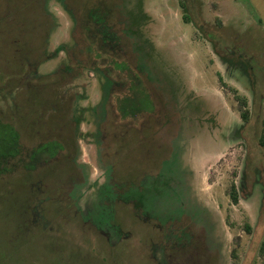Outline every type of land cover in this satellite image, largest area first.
Here are the masks:
<instances>
[{
	"label": "rangeland",
	"instance_id": "obj_1",
	"mask_svg": "<svg viewBox=\"0 0 264 264\" xmlns=\"http://www.w3.org/2000/svg\"><path fill=\"white\" fill-rule=\"evenodd\" d=\"M104 1L0 0V117L26 151L0 178V264H264V0H187L191 23L182 0ZM115 61L155 112L119 117Z\"/></svg>",
	"mask_w": 264,
	"mask_h": 264
},
{
	"label": "trees",
	"instance_id": "obj_2",
	"mask_svg": "<svg viewBox=\"0 0 264 264\" xmlns=\"http://www.w3.org/2000/svg\"><path fill=\"white\" fill-rule=\"evenodd\" d=\"M89 1V0H87ZM106 1V0H105ZM104 1V2H105ZM103 2V1H102ZM101 4L95 5L93 7L98 11V14L105 16L109 11H106L105 14H102L100 11H105V6ZM115 4V0L113 1ZM88 2H86L87 5ZM106 3V2H105ZM98 6H102L100 9ZM118 6L116 11L120 12ZM182 8L185 11L184 21L186 23H191V18L188 14V4L187 0H182ZM91 11V10H90ZM93 13L95 11H92ZM91 12V13H92ZM91 13L89 14L91 16ZM120 17V13H119ZM88 19V16H87ZM89 21V20H88ZM89 23V22H88ZM91 24H93L91 22ZM99 26L98 23H96ZM94 25V24H93ZM102 32L98 29V34L100 37L103 36L106 41L107 38L105 36H111V28L108 27L102 28ZM121 38V37H120ZM238 59L227 60L226 56H222V60L227 63H232L234 65L244 64L242 57L236 56ZM229 61V62H228ZM239 63V64H238ZM114 68L117 71H120L126 75V84H127V92L122 96H118L116 99V111L119 117L123 120L127 119H136V117L145 114V113H153L156 110L153 99L151 98V94L148 92L150 90L140 75L136 74L130 66L125 62H113ZM245 65V64H244ZM249 70H252V67H249ZM116 83L112 81V86H115ZM114 88V87H113ZM112 89V88H111ZM241 104V117L245 123H248L250 120V113L247 109V102L242 100ZM245 109V110H244ZM261 144L264 146V136L261 140ZM64 152V146L59 141H50L46 144L40 145L39 147L27 151V158L29 162L25 165V169L27 171H36L40 168L48 166L52 161L58 159L59 155ZM26 151L23 148L21 134L17 130V128L10 124L5 123L0 117V178L12 173L13 169L11 168V164L13 161H16L19 157H24ZM230 197L233 203L236 205L239 202V192L235 184H232ZM250 231V230H249ZM264 249V244H263Z\"/></svg>",
	"mask_w": 264,
	"mask_h": 264
}]
</instances>
